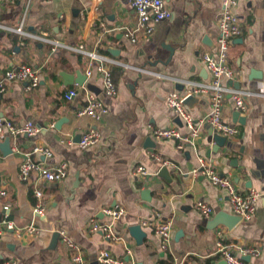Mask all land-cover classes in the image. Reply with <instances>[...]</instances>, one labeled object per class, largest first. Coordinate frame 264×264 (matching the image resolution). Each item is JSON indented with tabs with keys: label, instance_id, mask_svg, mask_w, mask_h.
I'll list each match as a JSON object with an SVG mask.
<instances>
[{
	"label": "crops",
	"instance_id": "obj_1",
	"mask_svg": "<svg viewBox=\"0 0 264 264\" xmlns=\"http://www.w3.org/2000/svg\"><path fill=\"white\" fill-rule=\"evenodd\" d=\"M164 2L171 17L153 23V33L147 35L134 33L136 13L127 0H0V77L23 64L41 73V83L32 91L9 83L0 94V117L19 127L31 123L38 130L34 137L0 133V184L7 192L0 197V220L19 229L31 224L38 229L36 234L10 231L0 236V263L74 264V253L60 235L53 244L54 233L65 230L88 264H103L105 252L125 264H227L214 254L219 240L235 255L257 249L258 256L244 260L264 264V0H239L236 13L242 33L233 39L229 52L236 72L233 82L246 94L247 111L241 114L246 122H233L236 109L228 94L223 118L237 125L239 133L218 147L212 128L202 124L211 110L210 97L195 96L197 100L186 107L199 135L182 149L179 141L155 139L153 131L177 128L188 135L186 124L166 100L175 92L186 96L196 83L209 81L202 55L218 53L222 3ZM23 18L25 32L36 38L6 29H17ZM99 66L111 72L116 95L105 93ZM78 73L100 89L95 95L108 113L99 122L77 116L92 93L70 83ZM71 90L77 95L67 101L64 96ZM63 118L68 122L56 128ZM91 129L100 132L101 140L82 150L78 143ZM7 138L11 154L3 152ZM36 145L48 147L52 157L34 154ZM154 155L175 166L167 167L170 175L160 176L163 166ZM201 157L218 173L230 175L239 192H259L252 219L241 220L232 229L210 227L219 212L234 214L225 191L190 174ZM27 159L46 167L67 163L68 174L59 183L41 181L36 175L23 181L19 167ZM138 167H144L148 176L134 175ZM36 191L42 193L40 199ZM197 200L213 208L210 219L194 207ZM38 205L42 216L35 211ZM115 207L123 208L124 214L113 222L104 210ZM157 215L173 223L167 251L153 230L142 228L146 237L141 244L129 231ZM93 218L112 223L115 237L90 232Z\"/></svg>",
	"mask_w": 264,
	"mask_h": 264
},
{
	"label": "built area",
	"instance_id": "obj_2",
	"mask_svg": "<svg viewBox=\"0 0 264 264\" xmlns=\"http://www.w3.org/2000/svg\"><path fill=\"white\" fill-rule=\"evenodd\" d=\"M132 9L136 13V32H144L147 35L153 33V23H158L169 19L171 12L167 9L164 0H127ZM222 9L219 18V37L217 39V55H212L205 52L202 55V61L210 76L208 82L196 83L186 96L178 93H172L167 97L168 107L186 124L189 129L188 135H183L177 128L156 129L153 131V136L157 140H175L179 141L178 148L182 149L188 143H192L199 135V129L194 124V119L187 109L184 101L189 96H209L211 101V110L202 120V124L210 126L214 133L224 136L226 138H233L239 133V128L235 124L226 122L223 118V110L225 106L226 96L231 95L236 111L241 114L247 111V104L245 102L246 94L240 90H235L227 84L233 81L236 77V72L229 64V52L233 39L239 37L242 33V25L239 16L236 13L239 0H221ZM24 13V18L26 16ZM22 19L21 25L17 29L7 30L13 31L20 35L31 36L25 32L23 25L25 19ZM133 34V33H131ZM132 41H135L133 37ZM82 51V48L80 49ZM92 59L97 58L96 54H89ZM98 70L104 75L103 89L109 96H114L117 93V87L114 83L111 72L104 66H99ZM91 76V71L87 72ZM19 83L24 85L25 89L32 91L41 83V73L38 69L29 65H19L6 70L0 77V94L7 91V84ZM77 95L76 90H71L65 94L67 101L72 100ZM108 113V109L99 101L94 93H89L85 105L78 111V117H89L94 121H101ZM8 132L12 136L26 135L34 137L38 130L28 123L25 126H16L11 121L0 117V133ZM101 134L97 129H91L85 132L78 147L82 150L89 149L99 144ZM34 154L43 155L45 157H52V151L42 145H36L33 149ZM154 159L163 167H175L171 162L154 155ZM67 163H61L56 167H46L43 163L32 160H25L19 167V176L23 181L29 180L33 175H36L39 180L44 182H61L68 174ZM190 174L193 177H204L208 179L212 185L227 193L228 199L235 216L240 217L243 221L252 219L255 215L257 202L260 197L258 191L250 189L241 193L235 187L230 175H223L218 173L211 164H209L203 157L199 158V165L193 169ZM134 175L139 177L148 176V172L144 167H138L134 171ZM7 196V192L0 184V197ZM36 196L40 199L42 193L36 191ZM194 207L206 218L210 219L213 216V208L202 200H197ZM36 213L40 216L44 215L40 205L36 208ZM104 213L108 215L112 221H116L124 214V209L121 207L105 209ZM142 228L151 229L161 239V248L167 251L170 247L173 234V223L164 220L160 215L154 218L144 219L140 223ZM90 232L95 233L102 231L106 233L108 238H114L115 233L112 228V223H103L95 218L91 219L88 224ZM13 231L19 236L22 234H36L37 227L34 224L25 228H16L14 223L7 220H0V236ZM65 245L73 251L74 264H88L83 253L78 249L74 242L69 238L65 230H59ZM240 255H235L231 247L222 241H218L215 248V255L219 256L227 264H250L244 260V256H258L257 249H243L240 250ZM100 261L103 264H125L110 255V253H103ZM0 264H15L14 262H4Z\"/></svg>",
	"mask_w": 264,
	"mask_h": 264
},
{
	"label": "water",
	"instance_id": "obj_3",
	"mask_svg": "<svg viewBox=\"0 0 264 264\" xmlns=\"http://www.w3.org/2000/svg\"><path fill=\"white\" fill-rule=\"evenodd\" d=\"M207 39V38H206ZM70 80L72 79L69 77ZM72 82V83H71ZM71 84L76 83L79 86H84L87 88L89 91L92 93L98 95L100 93V89L95 87L94 85L87 83V77H82L78 73V78L74 81H70ZM230 84H233L236 89H240V85L236 82L230 81ZM182 88V86H181ZM197 100V97L195 96H189L185 99L184 104L187 106H191L192 103H194ZM233 117V122L234 123H241L244 124L246 122V118L241 116V113L239 111H235L232 115ZM179 121V119H177ZM68 122V119H60L57 122L56 128H60V126ZM226 137L221 136L219 134L214 133L212 129V140L217 144L218 147H223L225 143L227 142ZM2 148L3 152L5 154H11L12 153V145H11V139L7 138L3 143H2ZM169 174L168 168L163 167L160 172V176L167 177ZM241 221L240 217L231 215L225 212H219L211 221H210V227L211 228H217L220 225H223L227 227L228 229H232L234 226H236L239 222ZM131 236H133L139 244L142 243L143 239L146 237L145 231H143L141 225H133L129 229ZM59 232H55L53 235V244L56 243V241L59 238ZM249 257L245 258V260H248Z\"/></svg>",
	"mask_w": 264,
	"mask_h": 264
}]
</instances>
